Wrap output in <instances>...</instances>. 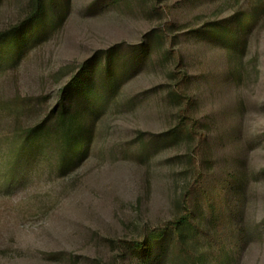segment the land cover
<instances>
[{"label":"rangeland","instance_id":"374dc122","mask_svg":"<svg viewBox=\"0 0 264 264\" xmlns=\"http://www.w3.org/2000/svg\"><path fill=\"white\" fill-rule=\"evenodd\" d=\"M29 1L0 4V32L24 20ZM261 3L68 0V17L55 29L30 36L17 55L1 49L0 264H129V245L172 219L184 189L202 177L194 185L202 199L231 171L238 182L217 196V235L228 240L231 264H264V12L237 61L195 33ZM157 28L167 32L165 45L146 57L141 45ZM111 49L124 82L86 156L68 170L58 152L10 164L13 129L53 109L83 64L105 62ZM170 90L193 96L186 110L206 127L197 136L203 146L163 141L180 112ZM22 105L30 113L17 116ZM235 240L239 249H229Z\"/></svg>","mask_w":264,"mask_h":264},{"label":"trees","instance_id":"16d2710c","mask_svg":"<svg viewBox=\"0 0 264 264\" xmlns=\"http://www.w3.org/2000/svg\"><path fill=\"white\" fill-rule=\"evenodd\" d=\"M3 1L0 0V4ZM67 9L68 0H30L24 20L0 32V50L17 55L30 36L47 34L65 20L68 17ZM263 12L261 3L250 13L237 11L227 18L206 22L195 33L200 39L213 40L217 45L232 50V58L237 61L248 34ZM174 26L170 24L171 28ZM148 36L140 48L141 54L146 57L151 55L154 48H162L168 35L166 30L157 28ZM107 54L103 63L88 61L83 64L61 89L53 109L39 119L21 123L13 129L12 151L8 154L10 164H16L25 159L24 156L39 151L41 154L58 152L59 168L68 170L86 156L97 132L98 120L110 103L117 101L124 82L123 68L117 54L114 56L113 49ZM232 75L239 77L238 72ZM168 95L170 101L180 105V112L176 124L162 135L165 144L185 141L195 147L203 146L205 137L200 136V141L197 136L206 132V127L193 112L190 115L188 111L193 107V96L186 90H170ZM183 105L186 106L183 108ZM26 108L22 105L17 116L29 114ZM184 110L185 113L182 112ZM7 174L9 176L12 171ZM232 177L231 171L216 186L208 184L209 193L206 195L205 190L200 192L202 199L196 197L194 185L200 184L203 178H197L194 185L190 184L180 194L176 201L177 211L164 227L145 232L143 239L129 245V264H212L214 254L221 255L218 264H231L233 259L224 249L228 240L217 235V224L222 219V213H219L216 200L222 191L238 182ZM207 211L210 214L208 219ZM202 219L207 221L206 225L201 224ZM240 243L237 240L230 242L229 249H239Z\"/></svg>","mask_w":264,"mask_h":264}]
</instances>
